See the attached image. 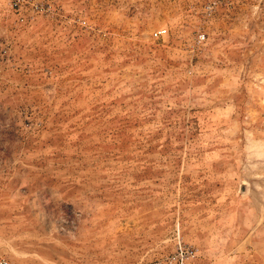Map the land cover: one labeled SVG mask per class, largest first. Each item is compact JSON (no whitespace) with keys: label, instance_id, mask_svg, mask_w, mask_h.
Returning <instances> with one entry per match:
<instances>
[{"label":"rangeland","instance_id":"obj_1","mask_svg":"<svg viewBox=\"0 0 264 264\" xmlns=\"http://www.w3.org/2000/svg\"><path fill=\"white\" fill-rule=\"evenodd\" d=\"M42 3L0 0V257L264 264V0Z\"/></svg>","mask_w":264,"mask_h":264},{"label":"built area","instance_id":"obj_2","mask_svg":"<svg viewBox=\"0 0 264 264\" xmlns=\"http://www.w3.org/2000/svg\"><path fill=\"white\" fill-rule=\"evenodd\" d=\"M7 8L15 14L16 19L22 23H31L35 18L42 15L45 5L42 0H3ZM162 32H158L160 34ZM194 256V250L177 242L169 261L173 264H184ZM0 264H10L6 259L0 257Z\"/></svg>","mask_w":264,"mask_h":264}]
</instances>
